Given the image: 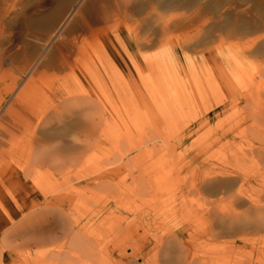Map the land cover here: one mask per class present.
Segmentation results:
<instances>
[{
	"label": "rangeland",
	"instance_id": "obj_1",
	"mask_svg": "<svg viewBox=\"0 0 264 264\" xmlns=\"http://www.w3.org/2000/svg\"><path fill=\"white\" fill-rule=\"evenodd\" d=\"M76 2L0 0V63L5 64L0 67V97L6 95L4 88L16 80L20 86L25 82V65L49 63L57 55L59 39L54 35L73 10L65 30L85 39L82 63H104V75L98 76L94 88L97 105L111 109V141L103 140L94 150L100 172L96 167L93 170L97 173L91 170V176L90 171L83 172L81 180L88 184L81 181L83 186L79 189L67 186L64 190L63 220L69 218L67 228L71 224L80 226L83 243L91 246L92 256L87 261L86 255L84 263L97 264L96 259H104V264H123L121 259L125 257L142 255L146 264H163V251L157 252L147 236L152 232L151 236L155 232L164 235L165 225L185 224L197 227L189 245L200 257L196 264H264V231L255 235L258 229L254 222L250 223L253 218L239 219L243 223L235 220L214 242L204 233L205 219H211L216 206L218 210L221 207L227 211L230 207L233 211L231 197L223 189L198 194L188 187L194 174L204 177L214 170L218 171L214 180H227L233 188L238 183L232 181L239 180L235 175L254 176L256 184L251 185L254 188L249 189L248 195L264 201V0H126L127 13L110 23L108 34L102 30L105 24L99 17L98 4L112 8L114 0H82L79 7ZM167 22L170 30L165 33L162 31ZM88 52L93 58H88ZM40 64L33 81L51 98L55 97L49 87L62 93L76 88L69 70L59 72ZM26 100L36 109L42 103L35 96ZM54 120L49 127L39 129L72 133L82 126L72 119H65L66 125ZM180 155L197 156L208 162L194 170L193 175H180L176 159ZM99 177L102 184L98 186L95 179ZM104 178H109V189L108 182L104 183L105 188L100 181ZM251 186H246L245 191ZM245 201L249 203L248 199ZM236 207V212L246 208L239 204ZM25 221L15 219L20 224L18 231H9L6 237L0 234V245L6 250L0 255V264L40 263L44 259L46 264L58 263L50 259L51 244L44 249L28 246L24 233L29 223ZM48 221L46 231L59 227L52 216ZM216 224V228L221 227ZM69 232L63 236L69 237ZM102 233L107 234V240ZM253 235L252 242L242 241L243 236ZM103 240L106 241L102 243ZM86 243L83 245L87 248ZM95 246L101 256L95 255L97 250L93 252ZM149 253L157 255L159 261ZM67 260L72 261L71 256Z\"/></svg>",
	"mask_w": 264,
	"mask_h": 264
},
{
	"label": "bare ground",
	"instance_id": "obj_2",
	"mask_svg": "<svg viewBox=\"0 0 264 264\" xmlns=\"http://www.w3.org/2000/svg\"><path fill=\"white\" fill-rule=\"evenodd\" d=\"M78 2L80 3L82 2V0H78ZM78 2H76L77 6L79 4ZM114 2L115 5H113L114 7L112 6V8H109L108 4H105L107 6H105L104 3L98 4V8H99L98 10H100L99 11L100 15L99 14L98 15L102 20V22L105 24L104 25L105 27L102 26L103 27L102 30H104L105 32L106 29H108V27L112 26L110 25L111 22L113 21L117 22V20L119 21V19L121 18L120 16L122 14L127 13L124 9L126 0H114ZM78 7L75 10L76 12L74 11L75 13H77ZM72 14H74L73 10L69 15H66L67 18L65 19V21L63 20V23L61 24L60 27L58 26L59 28L54 35L55 38L59 39L58 41L59 43L58 44L56 43L57 46L55 45L57 49V55L54 54V56L49 59V63H42V64H47V66L50 69L59 72H65L69 70L73 75L76 88L71 92L62 93L55 88L50 89L49 87L48 90L55 97L54 99L51 98V96H49L43 89L35 85L33 81V74H35L36 71L38 70L37 65L40 63H29L25 65L23 68V74H25L24 76L27 77L25 82H23V84L20 86L21 82L19 81V79L16 80L13 84L10 85V87L4 88L7 90L6 95L0 97V234L3 233L2 237L4 234L6 237V234L8 235L9 231L11 233L14 231L16 232L17 226L19 227L20 224H17L18 222L16 223L15 219H19V220L25 219L29 223V229H27V233H24V235L27 237L26 240H28L29 242L28 246H32L33 248L42 247L44 249L47 247L48 244H51L50 247V251L52 252L51 255H54L55 258L54 256L51 257L50 255V259L53 258V261L55 259L60 264L62 263L92 264L93 263L92 261H91L92 263L89 262L84 263L83 261L86 255H87L86 257L87 261H89L92 256V253H90L91 251L89 252L91 246H88V243L84 242L89 247L86 248L84 246L85 244L83 243V240L81 239V234L84 231L80 233V230L78 229L80 226L77 228L75 226L76 224L74 225L71 223L68 229L67 226L69 225H67L68 223L67 221H69L68 220L69 218L66 217L67 221L66 222L64 221L65 220L64 219L65 217L63 216L64 215L63 212L65 208L64 190L67 186H69V189L70 187L72 188L78 186L80 187L85 182L81 180V174L83 172L90 171V176L92 172H95L94 167H96L95 162L97 160V156L94 155L95 152L94 150H96L98 146L104 141L105 142L111 141V130L108 125V123H111V118H110L111 109L107 108L106 106H103V108L101 109L100 106L97 105L98 94H96L97 92H95V88H94V83L95 82L98 83L99 80L98 76L104 75L105 72L104 70L105 68L103 65L104 63H101L102 66L100 65V63H96L95 61L94 62L92 61L91 63L88 62L82 63L84 60L82 59V57H84L83 48L85 46V39H83L82 36L79 34H76L74 32L71 33L69 31L67 32L65 30V26L68 23V21H70L69 19L71 18ZM168 25H169L168 22L164 24L162 32L165 31L166 33L168 30H170L169 29L170 26L168 28ZM106 33L108 34V32ZM86 55H88V58L89 56L90 58H93L92 55H89V52ZM106 60L109 61L108 59ZM4 65H5L4 63H0L1 68H3ZM32 96H35L40 102H42L41 106H39L38 109H36L35 107L33 108L31 105H28L27 103L26 99H28V97L31 98ZM107 105L109 106L110 104H108L107 102ZM54 119L59 120L61 123H65L66 120L67 122H69L72 119V121H75V123L77 122L76 124L82 126L78 127V129L73 131L72 133H65V130H63L64 132L61 133H52L47 131V127L45 128L46 130L39 129L40 126H43V128L46 125L48 126V124H50ZM66 123L64 125H66ZM185 133L188 132H184L182 134ZM176 159H178L177 169L180 175L184 172L187 173L190 172L192 174L194 170L196 172L198 171V169H200L201 164L203 165L204 163L206 165L208 162L207 159H199L197 156L190 157V156L180 155ZM101 166H104V164ZM98 167L99 164L97 165L96 168L98 171L99 169L101 170V168ZM205 167L203 168L205 169ZM103 168L105 169L106 166ZM97 170L95 173H97ZM217 174L218 171L216 170H214L212 173L204 177H202L200 173L196 176L195 174L194 175L192 174L193 175L191 176L192 179L190 178L191 180L188 182V184L190 185L188 186L190 187V190L193 189L198 194H203L205 192H208L210 189L212 190L223 189L222 192L226 193L228 196L231 197L229 198L231 199V201L230 200L229 201L230 203H232V205L231 204L230 205L231 207L233 206L234 210L231 211V208L229 207L228 209L226 206L225 207L228 209L227 211H225L223 208L220 209L221 207H219L218 210L217 206H216L217 209L214 208L212 211L210 210L212 212V217L209 216V218L211 219L204 218L207 223V229L204 230V233L208 237H210L212 241L215 242L218 236L223 232H226L225 231L226 228H228L231 224H233L235 220L237 222H242L239 219L244 217L253 218L252 220L250 219L251 221L250 223L254 222L252 224L256 225L258 229L255 235L259 234L260 232H263L264 231V212H263L264 201L261 199L252 198L251 195H248L249 189L254 188L251 185L256 184V182L254 181L255 180L254 176H251L253 178L252 179L247 175L245 176L235 175L234 177L239 178V180L234 179L232 181L234 182V184L238 183V186L236 188L235 187L233 188V185L231 186L232 183L229 184L230 182H227V180L225 182L221 180L220 181L214 180L217 178ZM228 174L229 173H227V175ZM94 175L99 176L98 174H94ZM82 176L84 175L82 174ZM102 177L95 179L96 185L98 186L100 185L101 182L98 181L99 179H102ZM108 179L104 178L103 180L100 181H103V184L108 182L107 185L109 189L110 181H108ZM92 180L94 181V179ZM182 180L183 179L180 180L181 184H182ZM81 181L83 182L82 184ZM262 181L264 182V180ZM85 184L88 183H84V185ZM186 184L187 183L185 182L184 184L185 188L187 187ZM260 185L262 186V184ZM246 186H251L247 189V192L245 191ZM104 187L106 188V185ZM190 190H188V192H190ZM72 191L73 190H71V192ZM246 199L249 200L248 204L245 201ZM228 204L229 203H227V205ZM236 204L242 205L246 208L242 209L240 212H236L237 210H239L236 209L237 208ZM67 210L70 209L68 208ZM214 210L215 213H213ZM257 215H259V217H257ZM51 216L53 217V219H56L55 222H57L56 224H58L59 227L58 228L55 227L56 228L55 231L53 229H52L53 231L49 229H47L46 231L47 222H49L48 220L49 217ZM246 218L243 221H246ZM215 223H217L216 226L217 225L221 226L218 227L220 228L219 229L220 231H218L217 230L218 228L214 226ZM194 224L196 225L195 222ZM117 225L120 228L122 227L119 224ZM66 228L68 229V231H66L67 230ZM157 228L159 229V226H157L154 230L156 231ZM165 228L167 229V231L164 235L156 234L155 232L154 236L153 235L151 236V234L154 233L151 231L152 233L147 236L149 244L156 246L157 252L161 253V251H163L162 257H165V260L162 261L163 264H196L197 260H199L198 258L200 257L197 254V250L195 248H194L195 251L193 250V248L190 249L189 245L192 242L193 232L197 231V227H194L192 225L189 226V225L181 224L175 226L165 225ZM122 229L124 228L122 227ZM111 230L113 231V229ZM145 230L147 231V228ZM149 230L147 233H150ZM32 231L35 234H33ZM99 231L100 230L98 229V232ZM125 231H126V227H125ZM64 232H69L70 236L69 237L63 236L66 234V233L64 234ZM121 232H123V230ZM239 232L242 233L243 231L241 232L239 230ZM248 232H249L248 234H250L251 231ZM118 234L119 233H117V235ZM83 235L82 238H84ZM103 235L104 238L107 240L108 239V236H106L107 234L102 233V236ZM239 235L242 236L241 234ZM255 235L243 236L242 241H244L245 244L252 242L254 240ZM90 237L92 238V236ZM104 238L102 237L100 238V240ZM106 240H103L102 243L105 242ZM86 241H88V237ZM98 241H95V243L97 244ZM5 242H6V238H5ZM20 243H22L23 245V242L20 241ZM90 243L91 242L89 241V244ZM6 245L8 246V241ZM107 245L108 243L105 246ZM17 246L20 247L21 245H17ZM105 246H103V249H105ZM148 249L149 248H147V250ZM92 250L93 252L97 250V254L95 252V255H98V253L100 255V252L98 251L99 250L98 247L96 249L95 246L93 247ZM5 251L6 250H4V248H2V246L0 245V255L3 254ZM115 251L118 252V250ZM88 253L90 254L88 255ZM34 255H32V257ZM47 255L48 254H46V256ZM103 255L104 254L102 253V257H100L101 255L99 257L103 258ZM148 255L152 256L150 255V253ZM69 256H71L72 261L67 260V257L69 258ZM141 256L132 255L131 257H125L121 259L122 261L121 260L120 261L123 264H146L147 262L145 263V261L147 259L145 258L144 260L143 258L144 256L141 259ZM152 257L156 258L157 260L158 256L156 255V257L154 256ZM93 259H96V257L93 256ZM105 259H107V257ZM101 260L102 263L99 262ZM101 260L96 259L95 261H97V264H104V262L105 263L107 262V260L104 259ZM58 263L56 262V264ZM111 263L113 262L111 261ZM203 263L205 262L203 261ZM30 264H46V260L44 259L43 262L40 261V263L36 262Z\"/></svg>",
	"mask_w": 264,
	"mask_h": 264
}]
</instances>
